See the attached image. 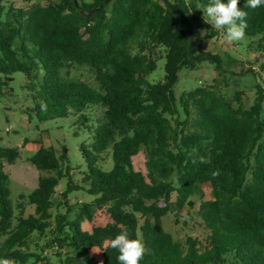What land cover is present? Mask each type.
I'll use <instances>...</instances> for the list:
<instances>
[{
	"label": "trees",
	"instance_id": "16d2710c",
	"mask_svg": "<svg viewBox=\"0 0 264 264\" xmlns=\"http://www.w3.org/2000/svg\"><path fill=\"white\" fill-rule=\"evenodd\" d=\"M4 1L0 87L23 72L33 117L44 122L73 114L91 141L80 145L85 168L79 182L66 146L58 155L36 141L40 147L29 161L51 175L40 176L27 196L35 207L27 217L22 205L15 215L4 166L20 157L19 148L0 146V258L49 264L48 252L57 264H118V250L105 242L127 232L145 246L140 264H264L263 85H255L251 105L242 91L231 99L206 86L179 98L174 91L183 68L208 61L221 69V58L203 48L207 38L225 34L204 19L209 0H37L26 9ZM245 2L238 4L247 12L245 36L259 37L257 46L264 49V6L251 9ZM158 48L164 76L153 83L147 77L158 67ZM77 65L95 71L96 86L69 76ZM96 108L100 115L93 117L88 111ZM106 152L110 169L99 165ZM141 153L143 170L134 164ZM214 170L220 172L215 178ZM63 178L62 197L86 191L97 205L108 206L111 222L83 231L91 204L72 220L68 213L53 216ZM196 206L199 235L176 240L163 217L187 224L191 217L183 212ZM94 247L101 261L91 255Z\"/></svg>",
	"mask_w": 264,
	"mask_h": 264
},
{
	"label": "rangeland",
	"instance_id": "374dc122",
	"mask_svg": "<svg viewBox=\"0 0 264 264\" xmlns=\"http://www.w3.org/2000/svg\"><path fill=\"white\" fill-rule=\"evenodd\" d=\"M37 0H5L6 6L15 8H28ZM46 5L44 0L38 1ZM259 37L251 38L244 36L239 42H229L225 34H220L214 38H207L203 42V48L211 51L221 58V69L217 70L213 63L201 62L194 70L183 68L179 71V79L174 91L179 98L183 92L190 91L198 86L212 87L220 94L231 99L237 91L244 93L243 98L251 105L254 101L256 90L255 85L261 84L264 87V49L257 46ZM158 67L147 79L156 83L164 76V53L162 48L153 50ZM253 69L255 72H248ZM69 76L74 79L85 81L96 86L95 71L87 66H72L69 69ZM2 80L4 76L0 75ZM13 80L0 87V146L19 148L20 157L13 164L4 163L5 171L10 177L11 200L15 206V215H19L23 206V215L27 217L34 214L35 207L27 201V196L33 192L38 185L40 176H50L49 172L38 171L29 161L41 141L45 147H54L58 155L62 152V147L68 148L69 164L75 182L80 181V172L85 168V162L80 151L81 143L88 144L91 139L87 129L77 121V117L70 114L67 117L57 118L49 121L38 122L30 113L32 108V97L25 88L26 75L23 72H16L12 75ZM93 117L100 115L99 109L88 111ZM32 116V118H31ZM27 139V140H26ZM25 140L27 142H25ZM145 157L143 153L134 158L136 169H144ZM99 165L104 169L111 168V155L106 152L101 155ZM67 179L63 178L57 187V192L53 196V206L51 212L53 216L68 213V219L76 218L83 204H91L90 216L85 217L81 222V228L85 232H92L94 227L105 226L111 222L107 212V205H97L94 196L86 191L78 190L71 192L67 199L61 196L62 191L67 187ZM208 197L210 193L208 192ZM66 203V204H65ZM195 209H186L185 215L189 213L191 220L184 224L186 219L182 218L180 223H176L174 217L169 214L163 217L162 224L165 230L169 231L176 240L184 242L189 234L199 235V230L194 226L197 220ZM54 223V219L52 220ZM2 239L0 240V244ZM35 247L32 246L31 251ZM36 251H39L37 248ZM49 257V264H57L56 260L50 257L48 252L44 253ZM91 255L98 261L102 260V252L97 247L92 248ZM28 264H41L32 263Z\"/></svg>",
	"mask_w": 264,
	"mask_h": 264
},
{
	"label": "clouds",
	"instance_id": "9594fccd",
	"mask_svg": "<svg viewBox=\"0 0 264 264\" xmlns=\"http://www.w3.org/2000/svg\"><path fill=\"white\" fill-rule=\"evenodd\" d=\"M239 0H209L208 5L203 9L204 19L213 28L224 31L229 42H239L245 36L247 29V12L238 6ZM264 6V0H246L245 7L257 9ZM195 163V161H193ZM201 163L206 161L201 158ZM211 175L215 178L220 175L219 170H214ZM112 249L118 250V264H140L145 255V246L138 239H129L127 232L116 235L105 242ZM0 264H16L15 259L0 258Z\"/></svg>",
	"mask_w": 264,
	"mask_h": 264
}]
</instances>
